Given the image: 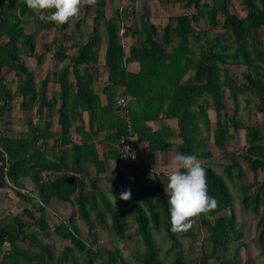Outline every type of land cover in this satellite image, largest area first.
<instances>
[{
	"label": "trees",
	"instance_id": "16d2710c",
	"mask_svg": "<svg viewBox=\"0 0 264 264\" xmlns=\"http://www.w3.org/2000/svg\"><path fill=\"white\" fill-rule=\"evenodd\" d=\"M128 1L132 7H117L111 18L106 16L107 0L84 5V11L93 8L94 13L85 38L79 33L86 12L77 22L72 18L60 25L40 19L54 9L37 11L24 0H0V185L6 184L7 177L9 187L27 204L25 218L18 216L6 227L0 264H79L80 259L83 264H130L119 248L100 245L98 226L119 241L134 240L137 247L130 255L139 264H256L241 258L248 244L244 224L237 221L236 200L256 220L252 241L264 258V129L259 122L245 124L240 113L244 103L245 112L254 109L264 119V0H236L247 10L244 17L233 10L234 0H158L184 9L161 28L134 9L137 0ZM31 20L36 28L27 33ZM52 28L57 34L42 45L40 53L37 34ZM51 52L63 65L38 85L34 70L22 58H33L41 67ZM131 63L137 64L136 71L129 69ZM4 68L16 76L15 90ZM99 82L101 92L96 88ZM102 95L111 101L129 98L132 133L148 144L147 164L122 158L117 145L128 129L115 106L113 118L101 119ZM225 100L234 105L231 114ZM16 102L31 117L29 129L7 136L2 131L7 125L3 116ZM211 110L216 114L214 128ZM169 119L177 120V129L162 124L155 131L148 125ZM239 130L245 131V149L223 166V174L202 163L217 208L193 217L188 231L173 232L165 193L168 175L149 172L157 152L193 154L206 161L212 157L206 149L211 133L214 145L225 151ZM73 133L80 136L79 142ZM99 143L108 145L102 156ZM111 161L120 172L110 169ZM102 179L114 184L109 193L98 187ZM128 188L131 199L114 206L111 196L118 198ZM54 200L73 206L77 217L51 225L47 210L54 208ZM78 219L87 222L88 240L82 238ZM49 230L70 245L55 253L42 238ZM203 230L206 234L198 252L184 250L182 241ZM157 233L162 235L159 241ZM163 241L170 246L163 249Z\"/></svg>",
	"mask_w": 264,
	"mask_h": 264
},
{
	"label": "rangeland",
	"instance_id": "374dc122",
	"mask_svg": "<svg viewBox=\"0 0 264 264\" xmlns=\"http://www.w3.org/2000/svg\"><path fill=\"white\" fill-rule=\"evenodd\" d=\"M130 5H132V4L128 0H107V6H106L107 7L106 8L107 9V12H106L107 18L113 17V12L117 7L129 6L131 8L132 6H130ZM134 7H135L134 9H136L137 12L145 13L146 15H148L151 22L158 25L159 28H161L163 25H165L168 22L169 17L174 16V15H178V14H181L182 12H184V9H182L181 5H179V4H171V3L162 4L158 0H137L134 3ZM232 8L236 12V14L240 17H244L247 13L246 8L243 7L239 1H236V0L232 1ZM85 12L86 11H84V4H82L80 6L79 14L76 17H73L74 21H76L80 17L84 16ZM86 13H87L86 19L83 21L84 23H83L82 28H81L80 33H79V35H82L85 38L87 37V34L91 31L92 17L94 15L93 8L90 9V11H88ZM74 21H73L72 26L70 28L71 30H73L75 28L76 23ZM200 25L205 27V24L203 22ZM25 28H26L25 31L27 33L34 32L36 27H34V25H33V20H31L30 24L27 25ZM56 34H57V31L55 28H52L51 30L46 31V32L38 33L37 37H36L37 51H39L41 53L43 50L42 45L50 42L55 37ZM214 34H216V33L213 32V35ZM261 35H263V28L261 29ZM122 41L127 43L128 40L123 39ZM104 50H105V44L102 45L101 58H100L101 60L100 61L103 60ZM22 59L24 60L25 65L29 69L34 70L35 76H36V83L38 85H39L40 80L43 79L47 75V73H49L51 70L59 69L63 65L61 63H58L57 60H55V58L53 57V52L46 54L44 64L41 67H36L33 58L23 56ZM3 73H4L5 77L7 78L8 84L11 87V89L15 90L17 87V83H16V76L14 75V73L11 72L8 68H4ZM98 86L100 87V88H98V90H101V88L103 87V83L99 82ZM225 103H226V109H227L228 113L231 114L233 112V109H234V105H233L232 101L225 100ZM17 104L18 103L16 102L14 105V109L12 110L11 113H9L8 116H10L9 117L10 119H14L17 117V121L20 122L21 121V118L19 117L20 110H19ZM243 108H244V103H242L240 113L243 116V121L245 122V124H251V125L256 126L257 123L259 122L262 124L263 129H264L263 117L261 115H259V116L255 115L254 109L245 112ZM209 114H210V118L212 121V128H214L215 127V121H216L215 111L211 110V111H209ZM4 117H6V116H4ZM4 119H6V118H4ZM245 146H246V143H245V131L244 130H239L233 134L231 140L226 143L225 151L218 149L214 145L213 133H211L209 135V145L207 146L206 149L208 151H211L212 157L206 161H202V163H207L208 165L213 167L216 170V172H218L219 174H223V166L229 165L232 161L234 162L235 157L238 154H241L243 152V150L245 149ZM240 163H241V166L245 170H247L244 163L242 161ZM123 171L124 170H122L121 172H123ZM158 172H160V171H158ZM150 173L153 174L154 171H152ZM160 173H162V171ZM165 174L168 175L167 170L165 171ZM249 177H250V174L245 177L246 182H249ZM260 177H261V174H260ZM98 187L103 192L109 193L110 190L114 188V184L108 180L102 179L101 181H99ZM230 188H231L232 193L235 196V198H237V191L235 190V187L233 185H231ZM111 197H112L111 200H112L114 206L121 204V200L119 198L116 199V204H115L114 196H111ZM55 205H54L53 209L47 210V214L49 215V218H50L49 223L51 225L54 224V222L59 223L62 221H67L71 215H75L77 217V211L75 210V208L73 206L68 207L67 205H61L59 202H56ZM235 208H236L238 224L239 225L244 224L245 241L248 244L247 247H245L241 250V258L243 261L252 260L256 264H261L263 262L264 258H262L263 256L261 257L259 255V250L256 249V247L254 246L253 241H252V239L256 233V220L249 213L242 211L240 203L238 200H236ZM22 217L25 218L24 215ZM92 220H94V217H92ZM109 222H110L109 218H107V223H109ZM78 226L81 230V233L83 236L82 238L84 240H88L89 239V233H88L87 222L78 219ZM130 227H131V232L133 233L134 232V226L131 224V222H130ZM106 229L107 228H102L101 226H98V228L96 229V231L99 233L98 239H99L100 245L107 247L109 249H111V248L114 249L117 247L122 251V255H123L124 259L127 260L130 264H139L138 260L132 259L131 255H130L131 254L130 252L135 250L137 247L136 242L134 240L119 241L117 238H115L114 236L109 234L107 232L108 230H106ZM205 234H206V232L203 230L194 239H184L182 241L183 249L188 251V252H190V251L198 252V250L200 249L201 240L205 236ZM161 236H162L161 234L157 233L156 239L159 241ZM42 238L44 240V243L46 245H48L49 247H51L55 251V253H60L65 246L70 245V243L68 241H61L59 238H57L51 230L43 233ZM169 246L170 245L167 241H163L161 243V247L163 249H166ZM189 255H191V254L189 253ZM79 264H83V261L81 259L79 260Z\"/></svg>",
	"mask_w": 264,
	"mask_h": 264
},
{
	"label": "clouds",
	"instance_id": "9594fccd",
	"mask_svg": "<svg viewBox=\"0 0 264 264\" xmlns=\"http://www.w3.org/2000/svg\"><path fill=\"white\" fill-rule=\"evenodd\" d=\"M29 9H54L50 14H41V21L65 24L79 14L80 6L94 5L96 0H24ZM133 140V139H132ZM135 140V139H134ZM132 159L135 153L128 147L125 151ZM168 183L165 193L168 195L169 212L171 216V230L175 233L188 231L193 224V217L213 211L218 206L215 197L209 195L207 172L196 155L176 152L169 157L166 165ZM131 189H124L119 194L120 200L131 199ZM117 197L114 196L116 204Z\"/></svg>",
	"mask_w": 264,
	"mask_h": 264
},
{
	"label": "crops",
	"instance_id": "0c3cea01",
	"mask_svg": "<svg viewBox=\"0 0 264 264\" xmlns=\"http://www.w3.org/2000/svg\"><path fill=\"white\" fill-rule=\"evenodd\" d=\"M128 67L131 71H136L138 68L136 63H131L129 64ZM50 87H51V84H50ZM96 88L97 90L98 88H100L98 86V83L96 85ZM98 91L101 92V90H98ZM113 100L116 101V97L113 98L111 101L110 99H108V96L102 95V98H101L102 111H100L99 113V116L101 117V119L110 120L111 118H113V114H114V105L112 104ZM11 112H6L4 115L6 117L3 116V119L6 118L4 119V122H6L7 124L2 127L3 133L7 136H11V135L16 136L21 132H27V129H29V123L31 119L29 113L20 111L19 117L21 118V121L18 122L17 117L14 119L9 118L10 116L8 115ZM162 124H166L171 128L177 129L176 119H169L165 122L159 121V120H152L148 122V125L151 128H153V130L155 131L159 130ZM53 129H57L56 120H54ZM103 137H104V134H101L100 139H103ZM73 138L76 142H79L80 140V136L75 133H73ZM39 142L42 143L43 141L39 140ZM107 148H108V145L106 144H100V143L97 144V149L101 156L107 150ZM147 152H148V144L143 143V146L140 152V158H139L142 165L143 164L145 165L148 162ZM174 154L175 152H170V151L169 152H157L156 163L151 167L149 172L154 171V173L156 172L160 173L162 171L163 173H165V171L167 170L166 165L168 163L169 157ZM110 166H111L110 167L111 170L120 172V168H117L118 166L115 167L114 161L113 162L111 161ZM22 192L25 193L26 191L22 190ZM56 202L57 201H55L54 203L56 204ZM26 207H27V204H25L19 198V196L16 195L15 191L12 190L7 184L0 185V246H4L6 244V227L10 224H13L15 222V219L18 216H22Z\"/></svg>",
	"mask_w": 264,
	"mask_h": 264
},
{
	"label": "built area",
	"instance_id": "2783aa9c",
	"mask_svg": "<svg viewBox=\"0 0 264 264\" xmlns=\"http://www.w3.org/2000/svg\"><path fill=\"white\" fill-rule=\"evenodd\" d=\"M129 101H130L129 98L127 97L124 96L118 97L115 101L114 106H115L116 115L119 118L124 119L126 123V127L128 129V134L123 136L118 142L117 145L118 151L124 160L131 163L134 161H138V162L140 161L139 158H140V152L143 146V142L138 138L136 134L132 133V120L130 115ZM125 147H128L130 149V152L135 153V159H132L130 155L127 158L124 157L128 155L126 150L122 151ZM4 170L6 171L7 167H5ZM5 183L8 186H11V183L9 182L7 177H5Z\"/></svg>",
	"mask_w": 264,
	"mask_h": 264
}]
</instances>
